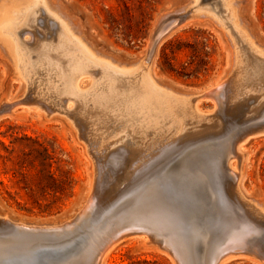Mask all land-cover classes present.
I'll return each mask as SVG.
<instances>
[{
	"label": "rangeland",
	"instance_id": "374dc122",
	"mask_svg": "<svg viewBox=\"0 0 264 264\" xmlns=\"http://www.w3.org/2000/svg\"><path fill=\"white\" fill-rule=\"evenodd\" d=\"M27 1L29 3L33 0ZM191 1L192 0H53L52 8L54 9L58 17H63L64 19H66V21L71 20L72 24L75 26L76 34H78V36L88 44V46L95 52L96 55H99L102 58H106L107 60L116 64L118 68H128V66H133L140 61L145 52V49L150 46V43H152L154 34L159 30V28H161L163 24H165V22H167L168 20L170 21V19L172 18L181 16L180 14L183 15L181 16V18L187 16L186 9ZM212 1L214 0H201L200 5L203 6L202 4L205 5L206 2V5L203 7L207 9L214 8L220 10L219 6L215 5L218 4L217 0H215L214 2ZM2 2L3 0H0V3ZM238 2L239 18L241 19L242 24L247 28L254 41L260 47L264 48V0H238ZM4 6H6V4ZM216 6L217 8H215ZM18 10L22 9L18 8ZM10 15H12L13 19V15H15V13L12 12V14ZM40 18L41 17L39 16L38 20ZM6 19V15H0V27L6 23ZM38 20L37 24L39 25V21L41 22L42 18L39 21ZM174 28V30L172 29L173 32L171 30L170 34H167V36H165L164 38V41L160 44L158 48L159 50L157 51L158 53L155 59V63L152 67L151 75L156 80L157 84L166 88H171L175 92L190 95L202 92V90H205L211 85L222 80L221 82L224 81L223 84L227 89H229V92L227 91L229 96L228 102H230V106L232 104L233 105L231 107L228 105L229 107L226 108V111L228 112L227 115L225 111L224 98L216 97V100L210 97H205L206 99L203 98V100L201 101L202 109L209 110L217 108V119L215 117L214 119H212V121L206 123L205 125L213 126L215 123L220 124L221 122L218 119L220 116L222 124H218V127L222 131L219 130L218 127H216L217 129H213L214 131H210L209 129H207V131L204 129L202 124L196 123L190 118H186L185 130L181 131L174 140L169 141V149L172 150L169 156L172 154L173 158L176 157V155H178L182 151L181 149H185L191 144L195 143L194 141L196 139V142L199 141L198 138L200 139L201 136H205L204 138H206L210 132V134L213 135L215 134V131L216 135L222 134L226 127L225 124L227 123L226 132L223 136H221V139L213 141L210 139L211 141L208 140L205 141L206 143H202V165L198 162L194 164L190 163L191 165H189L186 170V173L189 174L188 172L190 171L195 172L199 168L202 169V173L207 175L210 183L214 186V188L218 189L219 191L226 192L225 189L228 185L227 178L229 169L227 168L226 162H224V165L221 166L219 164L222 158V154L226 152L229 146H232L233 148V143L235 142V139H237L236 136L238 130L253 125V129H259L260 133L264 131V127H261L264 123V119L258 118L255 120V118L264 113V65L261 64L258 59H256L254 55L250 51H248V49L242 43L238 42L236 44V47H239V50L241 52V60L243 62L241 63L242 68L240 67L241 71L239 70V78L233 80L234 78H230V76L232 77L233 72H229L235 69V47L231 39L229 38L227 31L224 30L223 27H221L218 23L208 17H196L194 19H186V21L181 19L179 24ZM48 33L49 32H42V34L37 33L42 37L36 35L37 39L40 37L39 40L43 42L41 43L39 50L41 52H48L45 53L47 56H42L43 58L36 54L35 50L37 48H34V40L31 39L29 41H26L27 45H34L30 47L33 48L31 49L32 51H35V53L32 54V57L33 55V58L36 57L35 59L32 58L33 60L31 59V70L33 73L30 74L31 77H35L34 79L32 78L33 80L30 79L26 83L17 75L16 67L12 58H10L3 50L2 46H0V104L5 105L4 101H8V99H14L15 102L18 101V107L15 108V112L13 111L10 112L11 114L7 113L6 115L0 117V214L7 213L14 218H22L27 222H54L57 219L60 220L65 218L66 216L72 215L75 210L78 209L84 202L87 195L86 193L88 192L89 195V193L92 192L91 196L94 200V204H92L90 213L86 216L85 220L80 221L77 219L76 221L73 218L76 221L73 227L70 230L62 231L76 233L78 230V232L82 233L86 230H90L91 227L89 226L91 224H95L101 221L102 219H104V217L110 214V212L114 209L111 208L113 204L120 200L118 199V196L114 199L112 198V201L111 199L109 201L105 200L104 203L102 194L103 189L108 186L112 187L114 185H117L118 179H116V177L112 175V168L110 169V167H112L110 162L111 156L106 158V155H104V150H99V153L97 149L101 137L103 136L106 141L115 142L117 140H122L124 136L130 135L134 137V139L125 138V143H127V146H129V148L139 151L144 150V144L147 143L152 136L143 138L145 137V134L134 132L135 127L132 124L135 123L134 121H136V125L138 124L137 122L139 119V115L137 116V114L135 113H132V115L123 113L119 109L121 107V103H119V101L117 100L109 101L104 105H89V103L85 104L81 101L79 102L77 100H68L66 98L64 102L62 99V101L56 103L57 106L54 103H49L50 95L48 96V94H45V83H48L49 77H54V73L51 71V68L53 66L52 62H54V60H52L53 57L51 54H55V48L52 47L53 43H51L54 38V34H52V36L50 33ZM202 33L210 37L213 46V50H208L210 53L209 57H206V59L209 61L210 68L208 75L201 76L199 78H186L179 77L174 73L162 71L160 67V54L162 46L168 40L177 36L181 37L184 40V47L181 52L177 53L176 59L174 61L176 66L180 68L181 64H186L191 59H195V61H197L196 58L192 57L194 52L196 55H205L202 46ZM49 36L52 37L49 38ZM47 43L49 45H47ZM42 46H47L44 47L45 51L43 50ZM244 59H246L247 61ZM40 61L42 63L45 62L44 67L39 65V63H41ZM244 61H246L247 63ZM35 66H37V68L39 67L38 69H36V71H34L36 68ZM36 72H39V74L35 75ZM51 73L53 74L50 75ZM244 73L246 75H243ZM227 75H229V77ZM95 78L99 79V75L96 73ZM231 82L232 84H230ZM89 83L90 80L86 77L81 80L80 84L85 87ZM259 85L261 86L259 87ZM253 87L255 89H253ZM30 91L31 93L29 94L28 92ZM119 91L122 92L120 89ZM31 94H34L32 95L33 97L30 96ZM44 95L45 97H47L45 98ZM256 96H259V100L257 98H254ZM9 97H11L12 99H10ZM32 98H34L35 100ZM39 100H42L41 103H39ZM239 102L240 104H238ZM31 104H33L35 108ZM43 105L44 107L42 108ZM65 105L66 107H64ZM51 106L56 107V109L54 107L53 108L55 110L53 108L51 109ZM245 106L246 108H248H244ZM58 107L60 108V111L57 110ZM40 108L42 111L40 110ZM64 108L66 111H64ZM259 111L261 112L259 113ZM50 113L53 114L50 115ZM255 113L257 115H254ZM72 114L75 115L73 116ZM134 114L136 116H134ZM218 114L220 115L218 116ZM235 114H238L239 116H235ZM77 121L80 123H78ZM232 123L235 124L236 127L232 125ZM83 127L85 128V130ZM78 129L80 130L78 131ZM77 131L79 133H77ZM81 132L84 136L83 139L82 135H80ZM258 132L257 135L253 136V139L250 140L249 138L248 142L244 146L246 148L247 159L245 164L243 165L245 177L243 182V190L247 192L246 194H248L250 198L255 199L264 207V134H259ZM235 133L236 136H234ZM232 134L233 136H231ZM113 136L117 137L113 138ZM192 139L194 141H192ZM84 140L86 142H84ZM188 140H190V142L187 143ZM201 140L202 139H200V141ZM184 143H186V145ZM182 144L185 145L184 148L181 147V149H179ZM89 145L91 146L89 147ZM220 146H223L224 148H220ZM43 147H46L48 149L52 159H46L47 155L44 152ZM88 149L91 152H89ZM116 149H114V151ZM196 149V147L190 148L187 154L191 151H194L197 152V156H199L201 153L200 151H197L198 149ZM90 153H92V157H94L93 155H97L96 157H94L95 160H91L92 157H90ZM183 155L178 156L176 159L169 162L170 164L167 163L160 170L164 171L162 174V178L163 180L168 181V184H170L171 188V191H169L167 198L165 197L166 199H164L166 201L165 204H167L168 206L172 205L171 207L177 209L176 211L181 213L182 218L185 220L189 218V211H194L197 207H199V201L193 200V207L190 208L189 211H187L185 207L176 202L175 198L178 200H183L182 198L185 197H182V194H184L186 187L189 186L187 184H190L191 182H189L188 179L183 181V178L179 179L173 176V178L175 179V183H177L171 184L170 179L164 175L165 173L167 174V171L178 168L177 165L182 160ZM169 156L168 160L171 157ZM105 162L109 164L107 165V167ZM95 164L97 165L95 166ZM60 167L66 171H69L73 180L72 189L70 190L68 195L64 196L60 201H57L48 210L45 206H37L35 200H39L42 205H45L49 202L48 200L51 199V196L47 195L46 197H40L37 194V196L33 197L31 195V192L26 188V185H30L34 190H37L39 182L42 179L47 178L48 171H51L58 177L60 174ZM141 169L144 168H142V166L134 167V170L130 173L128 172V170H130L128 168L124 171L125 173L122 172L119 180L123 181L126 184L128 183L129 179L132 180L134 175L138 174ZM97 171L99 172L98 175ZM95 177H97L96 180ZM90 181L93 182V185H91ZM101 186L104 188H102ZM91 189L93 190L90 191ZM191 192L194 193L195 190L192 189ZM139 197L140 196H130L129 198L127 197L124 200L119 201V203L114 204L115 208L122 205L125 206L128 200H130V204L132 202H137L139 201ZM106 201H108L107 204ZM100 203L101 205H103L101 206ZM234 207L235 209H233L232 211L235 213L236 222H232L233 228L230 230H236L243 226V224H241L243 222V214L239 212V207L236 203L234 204ZM108 208H111V210H108ZM230 214L232 216V212H230ZM254 217V220L256 222H260L264 226V219L257 216ZM188 221L186 220V223ZM225 223L226 225H228L227 222ZM232 223L230 224L232 225ZM263 226H259L256 224L259 232L252 233V236L250 233L247 235V238H245L250 239L253 243H255V245H259L255 246V248L260 254L264 253ZM224 227L225 225L223 226V228ZM225 235L223 236V240L227 238V235ZM61 237L63 236H59V238L46 237V239L49 238L48 240L32 238L28 239V241L25 243H16L14 244V246H11L7 249H10L13 254L15 253L14 255L12 254L13 260L19 261L20 258H26L25 256L29 255L30 251L39 243H46L47 241L48 243H52L65 241L64 239H69H67V237L61 239ZM0 238H8V235H4V233H2L0 234ZM140 239L141 238H131L115 246V248L109 255L107 263L173 264L172 260L166 254L162 253L160 249H158L159 246H162L161 238L154 239L155 241L153 244H145L142 239ZM16 250L19 252H17ZM20 251L22 252L23 257L21 256ZM16 254H20L18 255L19 257ZM58 259L59 258L51 259L53 262H50L49 264H60L59 260L61 259ZM54 260L55 262H58L55 263ZM226 264L259 263L250 259L248 260L246 258H235L228 261Z\"/></svg>",
	"mask_w": 264,
	"mask_h": 264
},
{
	"label": "bare ground",
	"instance_id": "6f19581e",
	"mask_svg": "<svg viewBox=\"0 0 264 264\" xmlns=\"http://www.w3.org/2000/svg\"><path fill=\"white\" fill-rule=\"evenodd\" d=\"M52 1L53 0H33L28 3L27 0H3V2L0 3V15L4 14L7 18L6 23L0 27V46H2L5 53L14 61L16 73L19 78L21 80H24L25 83L30 79H34L35 76L31 77L30 74L33 73L31 70V59L34 57V55L32 57V54L35 53V51L36 54H38L40 57L47 56L45 54L48 53L47 51L41 52L39 50L40 45L43 42L39 40V38L42 36L37 33L42 34V32H49L51 35L54 34V36L52 35L54 38L51 41V43H53L52 47L55 48V50L52 49L55 51V54H51L53 57L52 60H54V62H52L53 66L51 68V71L54 73V77H49L48 83H45V94H48V96L50 95L49 103H54L57 106L56 103L62 101V99L64 102L66 98L68 100H77L79 102L81 101L85 104L89 103V105H104L109 101L117 100L119 101V103H121V107L119 109L123 113H127L130 115H132V113H135L137 114V116L139 115V119L137 122L138 124H135L136 121H134L135 123L132 124L135 127L134 132L145 134V137L143 138L151 136L152 137L147 143L144 144V150L139 151L129 148V146H127V143H125V138L134 139V137L130 135L124 136L122 140H117L115 142L106 141V139H104V137L102 136L103 138L101 137L100 143L97 147L98 151L104 150V155H106V158L111 156L110 162L112 167H110V169L112 168V175H114L116 179H118L117 185H114L112 187L108 186L106 188L102 187L103 185L101 186L102 188H104L102 192L104 203L105 200L109 201L111 199L112 201V198L114 199L118 196V199H120L119 201H122L127 197L129 198L130 196H140L139 201L132 202L130 204V200H128L125 206L122 205L115 208L114 204L119 203V201H117L111 207L112 209H114L110 212V214L104 217V219H102L101 221L95 224H91L89 226L91 227L90 230H86L79 235L82 238L79 239V236H76L70 240L64 239L65 241L61 242L58 241L48 243L47 241L46 243H39L30 251L29 255H27L28 257L24 255L26 258L22 256V252L20 251L21 256L24 259L20 258L21 260L19 259V261L13 260V252H11L10 249L7 248L14 246V244L16 243H25L28 241V239L32 238L48 240L49 238L46 239V237L44 238L41 236L51 235L53 234V232L57 233L65 230H70L77 221V219H75L76 221L73 219L75 218L74 216H76L78 220L82 221L85 220L86 216L90 213L91 206L92 204H94V200L91 196L92 192L89 193V195L88 192L86 193L87 195L84 202L78 209L75 210L72 215L66 216L65 218L60 220L57 219L54 222H27L22 218H14L7 213L0 214V234L4 233V235H8V238H0V264H49L50 262H53L51 260L53 258L61 259H58L60 264H108L107 260L115 246L131 238H141L145 244H153L155 241L154 239L161 238L162 246L158 245V249H160L162 253L166 254L172 260L173 264H226L228 261L235 258H246L259 264H264V253L260 254L255 248V246H257L258 244L255 245V243H253L250 239H245L247 238L248 234L251 233L252 236V233L259 232L256 224L259 226H263L260 222L258 223L254 220V216L264 219L263 205L255 199L250 198L248 194H246L247 192L243 190V182L245 178L243 165L245 164L247 159L246 148L244 146L251 136L244 138L239 137L235 139L233 148L232 146H229L226 152L222 154V158L219 164L221 166L224 165V162H226L227 168L229 169L227 178L228 185L225 189L226 192H220L218 189L214 188V186L210 183L207 175L202 173V169L200 168L195 172L190 171L188 172L189 174L186 173L187 167L191 165L190 163L194 164L198 162L202 165V143H206L205 141L208 140L213 141L221 139V136L224 135L227 129L226 121V127L222 134L216 135L215 131V134L213 135L210 134V132L209 135L212 136L208 135V137L206 135V138H204L205 136H201L200 139L202 140L200 141V139L198 138L199 141L197 142V139L194 141L193 138L192 141H194L195 143L192 142L193 144L191 145L189 143L190 146L187 145V148L181 149V147L184 148V146L186 145V143H184L185 145L182 144L179 148L182 151L180 150L181 152L176 155V157L173 158L172 154L170 155L172 158L169 156L172 151L169 149V141L174 140L181 131L185 130L186 118H190L196 123L202 124L205 130L209 129L211 131L218 127V121V124L215 123L216 125L214 124L213 126L205 125L206 123L212 121V119H214L215 117L217 119V108L209 110L202 109L201 101L203 100V98L210 97L215 100L216 97L224 98L225 111L226 108L230 106V102H228L229 89H227L223 84L224 81L221 82L222 80L211 85L205 90H202V92L186 95L175 92L171 88H166L157 84L156 80L152 77V67L157 57V51L159 50L158 48L164 41L165 36H167V34H170V31L179 24L181 19H183V17L181 18V16L183 15L180 14L181 16L172 18L170 19V21L168 20L161 26V28H159V30L154 34L152 43H150V46L145 49V52L138 63L134 64L133 66H128V68H118L116 64L112 63L106 58H102L101 56L95 54V52L88 46V44L84 42L78 36V34H76L75 26L72 24L71 20L66 21V19H64L63 17H58L56 15V12L52 8ZM200 1L201 0H192L188 4L186 9L187 16H185L184 19L186 21V19L189 18L194 19L196 17H208L214 20L221 27H223L224 30L227 31V34L235 47V69L229 72H233V75L232 77L230 76V78H234L233 80L239 78L238 76L241 71L240 67L242 68L241 63L243 61L241 60V52L239 50V47H236V44L238 42L242 43L248 49V51H250L254 55V57L264 65V48L260 47L254 41L247 28L242 24L241 19L239 18L238 0H217L218 4L215 5H218L220 10L214 8L207 9L203 7L206 5V2L205 5L202 4L203 6H201ZM5 4L6 6H4ZM18 8L22 10H18ZM215 8H217V6ZM11 11L15 13V15H13V19L12 15H10L12 14ZM39 16L42 18L41 22L39 21L41 18L38 20ZM37 20L39 21V25L37 24ZM36 35H39L40 37L37 39ZM52 36H49V38H51ZM31 39L34 40L35 46L31 44L30 46H34V48L36 47L37 49H34L35 51H32L31 49L33 48L26 44V41H29ZM47 45L49 44L47 43ZM39 65L44 67L45 62H41L39 63ZM35 67L34 71L39 68H37V66ZM53 73H51L50 75H52ZM95 73L99 75V79L95 78ZM38 74L39 72H36L35 75ZM243 75L246 74L244 73ZM227 76L229 77V75ZM86 77L90 80V83L87 86L83 87L80 83L81 80ZM230 84H232V82ZM260 86L261 85H259V87ZM119 89L122 92H120ZM253 89L255 88L253 87ZM31 91L28 93L30 94ZM32 95L34 94H31L30 96ZM258 97L256 96L254 98L258 99ZM9 98L12 99L11 97ZM5 101V105H9L6 114L13 112L15 108L18 107V101L15 102L14 99H8V101ZM41 101L39 103H41ZM238 104H240V102ZM43 107L44 105L42 106V108ZM53 107L51 106V109ZM64 107H66V105ZM54 108L56 109V107ZM244 108H246V106ZM59 109L60 108L58 107L57 110L60 111ZM64 111H66L65 108ZM260 112L261 111H259V113ZM256 113L254 115L258 114ZM52 114L53 113H50V115ZM135 114L134 116H136ZM226 114L228 115L227 111ZM238 114H235V116H239ZM72 115L74 116L75 114ZM219 115L220 114H218V116ZM258 118L264 119V113L255 118V120ZM218 119L221 122L220 124H222L220 116ZM232 125L235 126V124L233 123ZM261 127H264V123ZM79 130L80 129H78V131ZM258 130L256 131L258 132ZM78 131L77 133H79ZM263 132L264 131L260 133L259 130L258 133L264 134ZM80 135H82V132ZM231 136H233V134ZM83 137L84 136L82 135V139ZM115 137L117 136H113V138ZM84 142L86 141L84 140ZM188 142H190V140H188L187 143ZM90 146L91 145H89V147ZM192 147H196L198 149L196 150L200 151L201 154L197 156V152L194 151H191L187 154L188 150ZM222 147L220 146V148ZM114 149L116 150L114 151ZM89 152L91 151L89 150ZM91 154L92 153H90V155ZM181 155H183V158L177 165L179 169H171L167 171V174L170 175H167L166 173L164 175L170 179L171 184L177 183H175V179L173 178V176L179 179L183 178V181L188 179L189 182H191L190 184H187L189 186L186 187L184 194H182V197L184 196L185 198L192 201H199V207H197L194 211L191 210V218L189 217L190 219L188 218L185 220L182 218L181 213L176 211L177 209L171 207L172 205L168 206L167 204H165L166 201L164 199L167 198L169 191L171 190L169 189L170 184H168V181L163 180L162 178V174L164 171L160 170L167 163L171 162ZM93 156L96 157L97 155ZM168 156L171 159L169 158L168 160ZM90 157H92V155ZM94 157H92L91 160H95ZM105 163L107 167V165L109 164L107 162ZM96 165L97 164H95V166ZM137 166H142V168L144 169H141L138 174L134 175V179H129L128 183L126 184L123 181L119 180L122 172L129 168L130 170H128V172L131 173L134 170V167ZM98 174L99 172L97 173V175ZM96 178L97 177H95V180ZM92 183L93 182H91V185H93ZM192 189L195 190L194 193L191 192ZM92 190L93 189H91L90 191ZM224 198L229 204L231 208L230 212H232L233 216V219L231 221L227 220L228 225H226L225 223V217L223 220L222 210L219 207L220 201L222 199L224 200ZM108 201H106V204ZM235 203L239 207V212L243 214V222L241 223L243 224V226L236 230H230L233 228V223L236 222L235 213L232 211L233 209H235ZM111 208H108V210H111ZM230 212L227 211L226 214H230ZM186 220H190V224H188V222L186 223ZM230 223H232V225ZM224 225V232L222 231L223 233L220 234V236H216V239L218 237L219 240L217 239L218 241L215 243V250L211 252L210 242L214 240L212 236L213 230L218 226ZM188 226H190L192 232V234H190V237L188 236V234H186V232H188L187 229H189ZM262 228H264V226ZM225 234L227 235V238L223 240V236ZM77 238L81 241L77 240L76 242H74ZM166 249H170L174 255L170 254Z\"/></svg>",
	"mask_w": 264,
	"mask_h": 264
},
{
	"label": "trees",
	"instance_id": "16d2710c",
	"mask_svg": "<svg viewBox=\"0 0 264 264\" xmlns=\"http://www.w3.org/2000/svg\"><path fill=\"white\" fill-rule=\"evenodd\" d=\"M184 44V40L181 37L177 36L168 40L162 46L160 54V67L162 71L174 73L179 77L186 78H199L201 76L208 75L210 68L209 61L206 59V57H209L210 55L208 50H213L210 37L202 33V46L205 55H196L194 52L192 57L196 58L197 61H195V59H191L188 63L181 64V67L179 68L176 66L174 61L176 59L177 53L181 52V50L183 49ZM43 150L47 155L46 159L51 158L48 149L46 147H43ZM59 170L60 174L58 177L51 171H48L47 178H44L42 180L40 179L41 181L37 186V190H34L30 185H26V188L31 192V195L33 197L37 196V194L40 197H46L47 195L51 196V199L48 200L49 202L45 205H42L39 200H35L37 206H45L48 210L53 204H55L57 201H60L64 196L69 194L70 190L73 187L72 177L69 171H66L61 167L59 168Z\"/></svg>",
	"mask_w": 264,
	"mask_h": 264
},
{
	"label": "water",
	"instance_id": "95a60500",
	"mask_svg": "<svg viewBox=\"0 0 264 264\" xmlns=\"http://www.w3.org/2000/svg\"><path fill=\"white\" fill-rule=\"evenodd\" d=\"M183 20H185L184 17H183ZM8 106L9 105H1L0 106V117L3 116V115H6V111L8 109ZM256 134H257L256 129L255 128L253 129V125H250V126H248L246 128H243V129L238 130L237 136H236V133H235L234 136H236V138H239V137L244 138V137L251 136L250 137V140H251V139H253V136L256 135ZM169 189L171 190L170 187H169ZM220 192H222V191H220ZM182 199L183 200H178V199L175 198V200H176L177 203L181 204L183 207H185V209H187V211H189L190 208H192L193 205H194L193 201L192 200H189L187 198H182ZM219 207L222 210L223 220H224V217H225L226 222H227V220H230L231 221L232 220L231 214H226V212L229 209H231V208H230L229 204L227 203V201L225 200V198H224V200L222 199L220 201V206ZM228 212H230V210ZM188 213H189V217L191 218V212L189 211ZM74 217H75L74 219H78L76 216H74ZM188 224H190V220L188 221ZM188 228L189 229H187L188 232H186V234H188V236L190 237V234H192V232H191L190 226H188ZM222 231L224 232L223 226H218L217 228H214L213 233H212V236H213V239L214 240L210 242V244H211L210 245L211 246V248H210L211 249V252H213L215 250V246H216L215 243L219 240L218 237H217L218 240L216 239V236H220V234L223 233ZM72 233L73 232H62V231L61 232H57V233L53 232V234H51V235H42L41 237H56V238L58 237L59 238V236H64V237H68L69 236L68 237L69 239L68 238L67 239L70 240V239H72V238H74L76 236H79L81 234L78 231L76 233H73V234ZM64 237H61V238H64ZM80 238H82V237L79 236V239ZM79 239L77 238L74 242H76ZM79 241H81V240H79ZM59 242H61V241H59ZM191 249H192V247H191ZM168 251L172 255H174L173 252L170 249H168Z\"/></svg>",
	"mask_w": 264,
	"mask_h": 264
}]
</instances>
